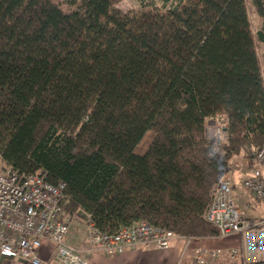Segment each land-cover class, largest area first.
<instances>
[{"label":"trees","instance_id":"16d2710c","mask_svg":"<svg viewBox=\"0 0 264 264\" xmlns=\"http://www.w3.org/2000/svg\"><path fill=\"white\" fill-rule=\"evenodd\" d=\"M160 1L0 0V156L103 233L217 237L204 215L228 164L264 142V0L255 36L246 0Z\"/></svg>","mask_w":264,"mask_h":264},{"label":"built area","instance_id":"2783aa9c","mask_svg":"<svg viewBox=\"0 0 264 264\" xmlns=\"http://www.w3.org/2000/svg\"><path fill=\"white\" fill-rule=\"evenodd\" d=\"M216 123L213 141L222 140V120ZM241 187L251 198L264 206V142L253 153V163L241 180ZM64 184L53 186L41 174H20L6 167L0 156V264L21 260L27 264H88L85 255L103 254L113 257L138 246L166 250L175 239L173 232L136 221L112 234L98 230L90 217L82 212L79 233L71 236V225L76 216L66 215L62 206ZM205 221L218 231V237L247 235L250 251L264 254V217L248 219L239 211L229 181L223 180L214 193ZM43 243L53 247L52 259H43L39 251ZM82 243L87 244L84 250ZM226 257V264H264V257L244 255L239 249L204 252L194 250L190 264H217Z\"/></svg>","mask_w":264,"mask_h":264},{"label":"crops","instance_id":"0c3cea01","mask_svg":"<svg viewBox=\"0 0 264 264\" xmlns=\"http://www.w3.org/2000/svg\"><path fill=\"white\" fill-rule=\"evenodd\" d=\"M260 21V19H259ZM261 27V21L260 25ZM263 47L264 45L261 44ZM211 122H208V125ZM249 147L243 149L239 156L233 157L224 176V180L231 184L234 197L238 204L239 211L248 219H260L264 217V206L254 201L250 194L241 187V180L248 173L250 164L253 161V155L249 153ZM252 150V149H251ZM252 153L254 151L252 150ZM252 155V157L250 156ZM83 221V220H82ZM81 221V222H82ZM82 223L71 225V236L75 237L78 232V226ZM82 249L87 248L86 243L81 244ZM199 249L204 252L221 250L225 254L230 249H239L244 255H252L255 257H264L262 252L254 253L250 251V241L247 235H231L226 238L208 237L193 238L186 240L175 239L170 247L166 250H156L152 247L138 246L127 250L119 256H105L103 254H87L85 255L88 264H190V260L194 250ZM40 257L43 259H52L53 247L49 243H43L39 251ZM217 264H226V257H221ZM10 264H27L21 260H13Z\"/></svg>","mask_w":264,"mask_h":264},{"label":"rangeland","instance_id":"374dc122","mask_svg":"<svg viewBox=\"0 0 264 264\" xmlns=\"http://www.w3.org/2000/svg\"><path fill=\"white\" fill-rule=\"evenodd\" d=\"M246 5H247L249 21L251 25V31L252 34L255 36L260 29L259 27L260 21L258 16L256 15L255 9L252 6L251 0H246ZM154 7L156 8L162 7L161 1L160 0H120V2L116 5V8L120 10L122 13L136 12L146 8H154ZM255 48L257 55L260 59L262 56H264V47L259 42H257V40H255ZM216 126L217 124L212 122L208 125L209 137H211L214 134V130ZM249 153L253 155L251 149H249L248 155ZM252 155L250 156L252 157ZM252 163L250 164V168L252 166ZM71 216H76L75 217L76 220L74 221L75 223H82L81 221L83 220V215L81 213H75ZM79 230L77 234L79 233Z\"/></svg>","mask_w":264,"mask_h":264}]
</instances>
